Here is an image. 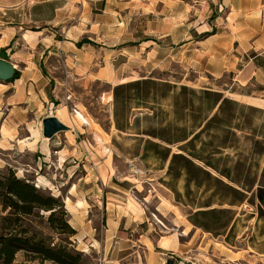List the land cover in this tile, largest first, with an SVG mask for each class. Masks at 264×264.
<instances>
[{"label": "crops", "instance_id": "obj_1", "mask_svg": "<svg viewBox=\"0 0 264 264\" xmlns=\"http://www.w3.org/2000/svg\"><path fill=\"white\" fill-rule=\"evenodd\" d=\"M8 10L15 11L23 19L0 29V57L8 59L5 51L16 37L35 47L30 53L34 57L22 60L23 66L17 68V76L13 80L36 82L43 76L39 55L37 58L34 53H39L37 46L42 44V52L47 50L49 54L59 49L71 52L74 58H69V61L89 59L87 67L96 64L95 60L100 58V65L92 71L93 77L104 78L110 84L106 96L113 106V86L148 77L170 82L149 73L154 69L167 70L173 64L217 76L225 71H234L235 80L242 85L253 79L264 84V0H0V16ZM25 21L32 22L35 28H24ZM54 24H66L62 30L65 34L60 39L54 38L48 29ZM97 38L113 41L109 53L103 50L104 46L97 50L84 46L85 43H95ZM117 44L121 45L118 47ZM83 48L85 50L82 51ZM118 55H125L124 61H119ZM126 65L135 68L132 71L137 74L120 75L119 71ZM137 70L148 73L141 74ZM240 96H243V101H237L264 111V98L248 94ZM136 99L142 101L139 97ZM153 100L155 111L140 105L131 116V111H125L124 126L117 111L116 116L114 112L111 115L113 127L120 132L143 117L155 119L151 128L131 133L137 140L134 156L140 160L151 157L157 161L152 168H146L148 174L117 176L114 172L116 165L114 162L110 165L107 156L101 164L102 175L92 181L97 190L94 187L91 193L76 198L69 194L63 198L76 229V248L83 250L86 246L99 251L97 264H166L168 252L193 244L202 232L211 234L213 238L221 236L230 245L235 244L234 240L246 239L245 248L264 259V205L256 196L253 203L247 200L259 183L264 186V174L261 173L264 153L256 163L252 162L255 181L251 191L212 167L204 166L224 182L246 192V196L241 201L231 202L230 196L220 199L219 194L211 191V204L203 205L202 201L209 192L193 183L188 184L184 172L173 178L167 173V168L173 152L191 157L187 141L199 132L218 103H211V110L205 113L194 110L186 113L185 110H164L160 95L149 96L146 101L152 103ZM115 117L120 120L118 125ZM153 131L156 134L162 132L172 141L159 137ZM206 131L212 137L213 129L203 130L194 137L196 147H199L201 138H209ZM42 137L46 139L43 146L48 147L49 138L43 134ZM83 145L88 149L86 143ZM163 147L169 148L165 158L159 153ZM236 150L233 146H225L221 154L232 156ZM191 158L202 165L200 160ZM105 171L109 173L103 174ZM210 207L224 209L212 231L203 229L191 219L194 211ZM98 214L103 221L101 237L95 234L94 217ZM250 218L252 220L248 221ZM183 236L187 237L183 240ZM178 261L183 262L181 258Z\"/></svg>", "mask_w": 264, "mask_h": 264}, {"label": "rangeland", "instance_id": "obj_2", "mask_svg": "<svg viewBox=\"0 0 264 264\" xmlns=\"http://www.w3.org/2000/svg\"><path fill=\"white\" fill-rule=\"evenodd\" d=\"M1 15L0 29L5 25L16 23L18 19H23L21 15L10 10ZM65 25L54 24L50 25L48 29L54 34V38L60 39L65 34L62 31ZM23 26L28 29L35 28L32 22L25 21ZM112 42L109 39L97 38L95 43H90V45L85 43L84 46L96 50L99 49V46H104L103 50L109 53L113 47ZM120 45L117 44L118 47ZM37 47L40 50L39 53L34 52L35 57L37 55L38 58L39 55V63L44 68L41 78L36 82L18 81L13 80L15 73L11 78L0 79V169L9 166L18 176L29 178L39 188L59 196L62 200L69 194L72 195V198H76L82 194L91 193L94 187L97 190L92 181H95L93 178L96 176L102 175L100 174L103 170L101 164L107 156L110 158V165L112 162L115 163L116 171L114 168V172L117 176L147 175L146 168H152V164L156 165L157 161L151 157L140 160L134 156L137 140L131 133L151 128L155 119L143 117L139 122L129 126L127 130L124 129L120 132L113 127L111 118L113 109L116 108L118 116L121 118V124L124 126V112L127 110L130 113L131 111V116L133 112L138 111L136 106L142 103L136 99V91L132 90L133 96L126 104L123 103L122 91L113 106L111 102L107 101L106 96L110 84L104 78L93 77L92 71L98 67V64L100 65L102 61L100 58L95 60L96 64L93 63L87 67L86 61H89L87 58H80L81 62L76 60V64L75 59L69 61V58H74V55L67 50L59 49L58 52L49 54L47 50L42 52L44 45L39 44ZM7 48L5 55L8 59L14 60L16 68L23 66L22 60L34 57L30 53L35 47L19 37H16ZM117 59L124 61L125 55H118ZM133 61L137 62L135 59ZM132 69L135 68H129L126 65L119 73L123 77L128 76L129 73L137 74ZM137 71L141 74L148 73L143 70ZM149 75L166 78L176 84L167 94L163 93L161 86H157V95L160 94L162 97L163 108L167 111L178 109L185 110L184 112L187 113L192 109L195 112L199 108L201 112H207L210 109L209 100L204 98L200 91L191 92L189 90L187 97L182 95L179 91L181 84L196 90L205 87L221 90L224 94L233 96L235 100L243 101V96L240 95L245 94L264 98V84L256 83L253 79L246 85H242L235 80L234 71H225L217 76L206 71H197L173 64L167 70L154 69L150 71ZM175 95L178 96V103L175 101ZM184 99L186 101L189 99L195 109L189 104L186 105ZM48 114L55 115L69 127L56 132L49 138V146L44 147L43 143L46 139L42 137V118ZM253 117L255 125L262 123L264 126L263 112L257 110ZM84 143L87 144L88 149L84 148ZM107 173L109 171H105L103 174ZM243 208L241 207V209ZM92 209L96 213L93 207ZM5 213L6 211L0 209V214ZM46 215L47 212H43L42 215L38 213L26 215L21 225V233L40 238L45 244H66L69 248L82 252L81 261L83 264H97L98 258H100L99 251L86 246L83 250L76 248L75 233L67 234L55 230L49 225ZM67 218L73 226L68 212ZM250 220L252 219L250 218L248 221ZM94 225L96 227L95 234L101 237L103 221L99 214L94 217ZM186 237L183 236L182 239L184 240ZM197 239L196 242L181 250L168 252L169 258H172L175 264H264L263 258L245 248L246 239L234 240L235 244L230 245L221 236L213 238L211 234L202 232ZM180 258L183 260L181 263L178 261ZM0 264H3V255L1 254ZM8 264L59 263L43 257L38 252L21 248L14 252L13 259Z\"/></svg>", "mask_w": 264, "mask_h": 264}, {"label": "trees", "instance_id": "obj_3", "mask_svg": "<svg viewBox=\"0 0 264 264\" xmlns=\"http://www.w3.org/2000/svg\"><path fill=\"white\" fill-rule=\"evenodd\" d=\"M81 41H85V39H81ZM175 85L169 81H158L150 77L120 83L113 86L114 104H116L122 91L123 103L126 104L133 96L132 90H135L136 97L142 100L140 106H145L155 111V100L149 104L146 101L148 97L154 98L160 95H157V86H161L163 93L167 94ZM189 90L191 92L200 91L202 96L209 100V110H211V103L213 105L218 103L214 113L206 119L199 132L187 141V144H189V146L187 145L189 147L188 154L200 160L202 165L196 163L191 157L182 152H173L170 156L167 173L175 178L181 172H184L188 184L193 183L194 186L202 187L203 191H208L209 194L202 201L203 205L211 204V191L217 195L219 194L221 196L220 199L223 197L228 199L227 197L230 196L231 202L241 201L246 196V192L224 182L204 166L212 167L217 172L240 183L245 190L251 191L255 181V173H252V162L256 163L259 156L264 153V126L262 123L255 125L253 115L257 110L263 113L264 111L254 105L224 96L220 90L209 88L196 90L185 84L179 86V91L185 97H187ZM175 97V101L178 103V96L175 95ZM184 102L186 105L193 106L189 99L187 101L184 99ZM193 108L195 109L194 106ZM116 111V108H114L115 116ZM198 112L202 113L200 108ZM114 120L115 124L118 125L120 120L116 117ZM200 121H202V118ZM126 122L128 123V121ZM209 128L213 129L212 137L206 131L209 133V138L207 140L201 138L199 147H196L195 135L198 136L203 130H208ZM153 133L156 134L155 131ZM156 135L172 141L167 136H164L162 132H158ZM225 146L235 147L237 149L235 154L223 156L221 154L222 147ZM159 153L165 158L169 153V148L163 147ZM261 173L264 174V168ZM255 196L264 205L263 183H259L251 191L247 196V200L253 203ZM195 197L196 194L193 195L194 201ZM260 207L258 205L259 210ZM0 209L6 211L5 214H0V254L3 255V264L10 263L14 252L21 248L38 252L43 257L53 259L59 264H83L81 251L71 249L62 243L58 245L45 244L40 238L21 233V225L26 215L36 213L42 215L43 212H47L46 219L55 230L73 234L76 229L69 223L64 201L59 196L42 190L27 177L18 176L9 166L0 169ZM39 211L42 212L40 213ZM221 211H224V209L211 207L198 209L193 212L194 217H191V219L196 225L212 231L213 225L217 224L221 218Z\"/></svg>", "mask_w": 264, "mask_h": 264}, {"label": "water", "instance_id": "obj_4", "mask_svg": "<svg viewBox=\"0 0 264 264\" xmlns=\"http://www.w3.org/2000/svg\"><path fill=\"white\" fill-rule=\"evenodd\" d=\"M15 64L3 57H0V79H8L16 73ZM68 125L53 114H48L42 118V134L45 137H52L56 132L67 129ZM166 264H173V259L168 258Z\"/></svg>", "mask_w": 264, "mask_h": 264}, {"label": "built area", "instance_id": "obj_5", "mask_svg": "<svg viewBox=\"0 0 264 264\" xmlns=\"http://www.w3.org/2000/svg\"><path fill=\"white\" fill-rule=\"evenodd\" d=\"M98 264H101V263H98Z\"/></svg>", "mask_w": 264, "mask_h": 264}]
</instances>
